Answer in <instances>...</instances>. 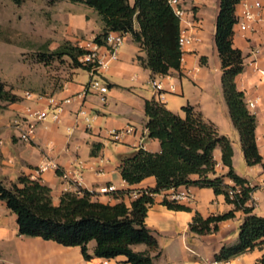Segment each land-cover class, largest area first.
Instances as JSON below:
<instances>
[{
	"label": "crops",
	"instance_id": "1",
	"mask_svg": "<svg viewBox=\"0 0 264 264\" xmlns=\"http://www.w3.org/2000/svg\"><path fill=\"white\" fill-rule=\"evenodd\" d=\"M255 1L261 4V8H252V12L262 20L252 23L250 30L246 32L234 27L232 42L233 48L241 51L244 64L243 71L235 78V85L243 93L246 107L249 102L254 103L253 108L247 109L256 119L255 141L264 161L261 139L256 140L257 136L262 138L264 126V76L260 73V70H264V57L260 51L264 43V0H242L236 6L235 17L241 15L243 3L252 4ZM63 2L57 16L62 17L69 31H77L79 36L85 37L78 47L92 41L102 32V22L93 9L68 0ZM129 2L132 5L134 0ZM219 5L220 0H183V7L188 13L186 20H190L192 13L199 27L194 34L196 41L185 49L178 71L170 70L167 75H153L138 59H145V52L130 34H126L124 44L118 51V60L97 73V77L102 78L108 87L105 101L98 94L78 97L87 83L77 81L79 69L75 68L70 70L71 77L54 89H40L31 93L11 92L18 97L17 102H0V181L10 188L21 177L37 180L50 189L52 202L58 204L64 193H75L73 180L80 178L78 188L92 193L93 199L110 205L122 201L130 207L138 192L153 189L156 185L153 177L128 185L123 181L119 170L120 160L136 149L142 148L150 153L160 151L159 142L148 139L145 128L147 120L144 102L155 99L151 85L154 81L162 87V102H165L166 109L183 117L185 114L182 108L191 106L205 121L211 122L220 135L229 139L230 136L235 137L233 142L230 140L234 172L247 180L249 187L254 188L246 206L252 208L253 214L264 217V171L259 164L248 166L245 163L239 135L229 117L223 97L221 62L214 39ZM135 30H139L137 23ZM88 76L90 81L91 76ZM164 94H175L178 98L172 100ZM49 100L60 105V120L52 122L47 118L38 123L31 141L19 140V132L12 121L23 116L29 107L46 108ZM65 100L70 102L63 103ZM178 106H181L182 115L177 111ZM80 109L85 111L88 123L77 116ZM127 125L132 126L134 132L119 142L113 141L108 131L122 129ZM239 157H243L246 165L244 171L237 168L236 159ZM213 159L216 174H226L227 167L221 162L219 148L213 151ZM49 162L54 163L57 169L49 168L41 174L36 173L40 166ZM63 174H67L68 178H63ZM224 182L232 185L227 178ZM106 186H113L115 191L106 195L99 194V189ZM184 189L189 191L190 197L177 203L188 208L187 211L169 210L162 205L164 198L172 200L175 192ZM122 191H128L129 194L122 197L115 195ZM231 210H234V206L228 204L223 195H215L210 188L180 187L155 195L154 204L148 208L145 217V226L158 245L159 255L153 264H213L215 255L223 246H231L238 241L239 227L245 218L244 212L234 211L233 218L219 222L217 230L206 235L191 233L189 224L195 214L207 218L223 215ZM94 247V241L87 245V252L91 256ZM132 249L135 252L149 251L143 244L134 245ZM149 252L151 256L157 254L155 251ZM262 257L264 245L216 264H256ZM55 263L128 264L123 257L112 260L92 258L85 261L79 247H63L38 237L20 236L15 214L0 200V264Z\"/></svg>",
	"mask_w": 264,
	"mask_h": 264
},
{
	"label": "trees",
	"instance_id": "2",
	"mask_svg": "<svg viewBox=\"0 0 264 264\" xmlns=\"http://www.w3.org/2000/svg\"><path fill=\"white\" fill-rule=\"evenodd\" d=\"M16 5L22 0H12ZM93 9L102 22V32L93 39L103 45L110 32L130 34L133 41L146 54L138 58L153 75H167L170 70L178 71L181 51L178 46L180 25L167 0H68ZM242 0H220L215 24V45L221 62V86L229 117L239 135L241 151L248 166L261 165L264 161L258 153L255 141L256 119L238 91L235 78L243 71V56L233 48V28L236 6ZM135 23L139 30H135ZM86 51L65 43L51 57H68L75 69L89 70L78 58ZM15 103L18 97L6 90L0 82V102ZM185 116L180 117L166 109L155 99L145 100L144 113L147 138L157 140L158 153L136 149L120 160L119 170L123 181L135 185L148 177L155 179L153 189L138 192V196L127 207L124 202L114 205L93 199V194L79 189V193H64L58 204H54L50 189L37 180L21 177L16 184L7 188L0 181V200L16 216L18 234L38 237L63 247H79L85 261L92 258L112 260L123 257L128 264H153L158 257V245L151 231L145 226L147 210L154 204V196L180 187L210 188L215 195H223L228 204L234 206L223 215L203 218L195 214L189 230L195 235L213 233L218 223L234 217V211H243L245 218L239 227L238 241L223 246L215 255V262H227L243 253L264 245V217L252 213L246 206L254 190L247 180L238 176L232 166L233 149L229 138L218 133L216 127L205 121L191 106L182 108ZM219 148L221 162L227 167L224 175L215 172L213 151ZM195 177V178H193ZM227 178L241 186L240 194L234 186L227 185ZM19 185V186H18ZM128 191L117 192L122 197ZM162 205L169 210L187 211L174 200L163 199ZM95 242L93 255L87 245ZM145 245L149 251L135 252L134 245ZM256 264H264V257Z\"/></svg>",
	"mask_w": 264,
	"mask_h": 264
},
{
	"label": "rangeland",
	"instance_id": "3",
	"mask_svg": "<svg viewBox=\"0 0 264 264\" xmlns=\"http://www.w3.org/2000/svg\"><path fill=\"white\" fill-rule=\"evenodd\" d=\"M63 1L22 0L16 5L12 0H0V82L10 93L54 89L71 77L70 70L74 69L71 60L51 54L65 43L77 47L85 37L69 31L62 17L57 16ZM77 79L88 83V73L79 69ZM164 95L172 100L178 98L175 94ZM177 111L182 115L181 106ZM230 140L233 142L235 137L230 136ZM236 163L244 171L243 157L236 159Z\"/></svg>",
	"mask_w": 264,
	"mask_h": 264
},
{
	"label": "built area",
	"instance_id": "4",
	"mask_svg": "<svg viewBox=\"0 0 264 264\" xmlns=\"http://www.w3.org/2000/svg\"><path fill=\"white\" fill-rule=\"evenodd\" d=\"M169 6L171 7L174 15L179 20L180 32L178 36V46L181 51V58L185 53V49L196 41L194 36L197 28L199 27L198 22L193 18L192 13H190V20H186L188 13L183 7V0H167ZM243 9L241 15L236 16V21L234 27H237L239 31L246 32L250 30V25L254 22L261 21V17L257 16L252 12V8L259 10L261 4L258 1L253 2L252 4L243 3ZM126 34L121 32H110L107 34L104 44L98 45L94 40L85 43L79 48L86 51L85 54L78 58V61L84 65L89 66V70L86 71L90 76L91 80L84 86L83 91L78 94V97L85 98L91 94H98L102 101H105V94L108 92V87L103 81H99L97 73L103 67L108 66L111 63H114L118 60V51L120 47L124 44ZM261 54L264 57V43L260 48ZM260 73L264 76V70H260ZM152 89L154 92L155 100L162 102L163 94L161 85L156 82H152ZM172 89V87H171ZM70 100H65L63 103H69ZM248 108H253L254 103L249 102L247 104ZM61 107L58 103H53L52 100H49L48 105L44 109H37L29 107L25 110L23 116L18 117L12 121V124L18 130V138L23 142H29L33 139L35 131L37 129L38 123L45 121L47 118H50L52 122H58L60 120L59 115L61 113ZM77 116H81L83 120L88 123L89 119L87 118L84 110H79ZM134 132L132 126L127 125L122 129H111L108 131L109 136L113 141L119 142L123 137L129 136ZM261 139L260 147L264 149V126H263V136L262 138L256 137V140ZM53 168L57 169L56 165L52 162H49L45 165L40 166L37 170V174L45 172L47 169ZM63 178L67 179L68 175L63 174ZM73 184L75 187V193H79L78 186L80 184V178H74ZM232 182V181H231ZM72 184V185H73ZM231 186H234V192L229 194H240L241 186H236L232 183ZM264 187V185H263ZM115 191L113 186H106L99 189V194L106 195ZM190 193L187 189L175 192L172 195V200L179 201L188 199ZM216 264V262H213Z\"/></svg>",
	"mask_w": 264,
	"mask_h": 264
},
{
	"label": "bare ground",
	"instance_id": "5",
	"mask_svg": "<svg viewBox=\"0 0 264 264\" xmlns=\"http://www.w3.org/2000/svg\"><path fill=\"white\" fill-rule=\"evenodd\" d=\"M66 256H67V255H66ZM57 257H59V256H56V258H57ZM61 258H62V257H61ZM65 258H67V257H65ZM68 261H69V260H68ZM55 264H56V263H55Z\"/></svg>",
	"mask_w": 264,
	"mask_h": 264
}]
</instances>
